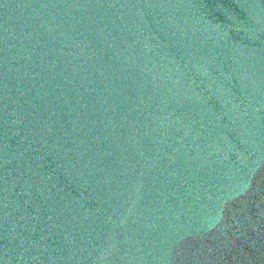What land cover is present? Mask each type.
I'll use <instances>...</instances> for the list:
<instances>
[{"label": "water", "instance_id": "1", "mask_svg": "<svg viewBox=\"0 0 264 264\" xmlns=\"http://www.w3.org/2000/svg\"><path fill=\"white\" fill-rule=\"evenodd\" d=\"M0 264H264V0H0Z\"/></svg>", "mask_w": 264, "mask_h": 264}]
</instances>
